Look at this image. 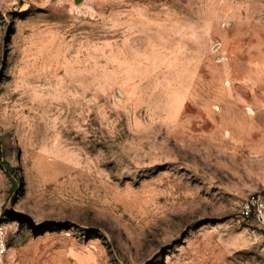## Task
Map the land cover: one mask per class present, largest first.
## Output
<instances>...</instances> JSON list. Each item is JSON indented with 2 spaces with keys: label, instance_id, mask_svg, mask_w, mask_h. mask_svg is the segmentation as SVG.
Masks as SVG:
<instances>
[{
  "label": "rangeland",
  "instance_id": "1",
  "mask_svg": "<svg viewBox=\"0 0 264 264\" xmlns=\"http://www.w3.org/2000/svg\"><path fill=\"white\" fill-rule=\"evenodd\" d=\"M0 143L5 264L264 262V0H0Z\"/></svg>",
  "mask_w": 264,
  "mask_h": 264
},
{
  "label": "built area",
  "instance_id": "2",
  "mask_svg": "<svg viewBox=\"0 0 264 264\" xmlns=\"http://www.w3.org/2000/svg\"><path fill=\"white\" fill-rule=\"evenodd\" d=\"M239 220L255 221L257 228L264 233V197L251 195L246 198L240 207ZM6 234L4 227L0 226V264H5L9 252ZM255 264H264V262Z\"/></svg>",
  "mask_w": 264,
  "mask_h": 264
},
{
  "label": "water",
  "instance_id": "3",
  "mask_svg": "<svg viewBox=\"0 0 264 264\" xmlns=\"http://www.w3.org/2000/svg\"><path fill=\"white\" fill-rule=\"evenodd\" d=\"M4 216L10 221L17 222L19 225H26L32 231H40L49 227H67L68 222L61 221H44L41 223H36L35 220L28 214L19 212L14 208L5 209L3 212Z\"/></svg>",
  "mask_w": 264,
  "mask_h": 264
},
{
  "label": "trees",
  "instance_id": "4",
  "mask_svg": "<svg viewBox=\"0 0 264 264\" xmlns=\"http://www.w3.org/2000/svg\"><path fill=\"white\" fill-rule=\"evenodd\" d=\"M1 156H2V146H1V143H0V162H1V160H2V158H1ZM2 163V162H1ZM2 165H3V163H2ZM3 167H4V165H3ZM9 167H8V171H9Z\"/></svg>",
  "mask_w": 264,
  "mask_h": 264
}]
</instances>
